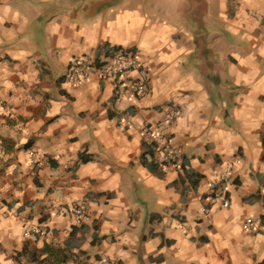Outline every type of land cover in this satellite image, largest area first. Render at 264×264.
Listing matches in <instances>:
<instances>
[{
	"label": "crops",
	"instance_id": "1",
	"mask_svg": "<svg viewBox=\"0 0 264 264\" xmlns=\"http://www.w3.org/2000/svg\"><path fill=\"white\" fill-rule=\"evenodd\" d=\"M117 51L150 70L144 95L69 80ZM125 116L181 165L157 166ZM104 258L264 264V0H0V264Z\"/></svg>",
	"mask_w": 264,
	"mask_h": 264
},
{
	"label": "built area",
	"instance_id": "2",
	"mask_svg": "<svg viewBox=\"0 0 264 264\" xmlns=\"http://www.w3.org/2000/svg\"><path fill=\"white\" fill-rule=\"evenodd\" d=\"M92 73L100 78L112 79L117 86L123 87L135 95H144L149 90L151 73L148 67L143 64L139 56L134 51H117L107 60L98 63L91 58L76 57L68 68V78L74 83H80L87 80ZM134 73V74H133ZM180 110L173 108L170 111V119L177 117ZM123 123L128 127H134L141 131L145 141L153 154L154 163L157 166H180L182 163V154L179 148L162 132L157 130L149 123H134L128 117L122 118ZM31 156L35 160L38 153L31 151ZM218 199H225V189L223 185L216 181H211L209 185L208 202L214 203ZM208 207L204 208L207 213ZM83 204L77 203L74 207V213L80 217L83 214ZM243 226L250 231L259 229L260 222L253 217H248ZM100 264H116L110 258H104Z\"/></svg>",
	"mask_w": 264,
	"mask_h": 264
},
{
	"label": "trees",
	"instance_id": "3",
	"mask_svg": "<svg viewBox=\"0 0 264 264\" xmlns=\"http://www.w3.org/2000/svg\"><path fill=\"white\" fill-rule=\"evenodd\" d=\"M151 151V150H150ZM152 152V151H151ZM80 159H81V161H83V162H86V161H88L89 160V158H87L84 154H80Z\"/></svg>",
	"mask_w": 264,
	"mask_h": 264
}]
</instances>
